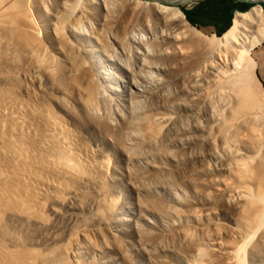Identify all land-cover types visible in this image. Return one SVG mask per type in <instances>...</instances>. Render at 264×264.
Masks as SVG:
<instances>
[{
	"label": "rangeland",
	"instance_id": "obj_1",
	"mask_svg": "<svg viewBox=\"0 0 264 264\" xmlns=\"http://www.w3.org/2000/svg\"><path fill=\"white\" fill-rule=\"evenodd\" d=\"M135 1L178 7L183 14L196 5L187 0ZM230 1L239 4L232 7L225 27L216 36L228 29L236 11L260 4L264 13V1ZM105 3L109 8L107 13L93 8L83 16L66 20L64 25L70 23L77 27L74 34L77 36L69 40H64L68 35L65 31L63 39L54 32L59 12L53 8L48 17L39 19L41 34L32 31V36L0 17V82L49 104L75 128L79 141L98 160L108 162L104 176L67 180L68 189L50 196L40 208L38 218L3 215L9 226L2 221L3 227L8 228L4 233H8L0 236V243L10 249L20 248L22 260L18 264L198 263L193 247L175 228L190 224L193 217L202 218L207 214L203 205L205 179L200 176L207 161L199 159L205 146L198 142L206 132L202 129L201 133L197 124H205L206 130L211 127L210 133L219 136L216 139L231 131L221 145L227 144L228 149L233 145L240 152H244L240 148L244 141L252 138L251 143H246L254 145L256 136L253 138L248 132L249 127L241 128L246 119L228 117L229 107L225 104L221 105L222 113H228L222 114L224 117L218 125H210L215 122L206 114L208 100H216L219 90L214 88L215 92L208 87L211 82L204 74H194L197 58L189 56L196 51L189 47L190 42L179 45L181 53L173 52L158 37L143 38L139 45H133L128 40L130 32L144 33L146 22L154 33L167 27L153 16L144 17L125 2L105 0ZM31 13L35 14L34 10ZM184 18L201 33L210 35L192 24L185 14ZM76 40L85 42L87 50L83 47L85 50L78 52L73 44ZM88 57L90 64L103 71V77L99 78L87 68L81 77L96 91L94 110H87L81 104L73 87L82 61ZM202 93L215 97L204 100V94L201 100ZM162 113H168L172 119L170 133L165 132L156 143H146L148 117ZM226 117L233 127L226 129L230 122L223 125ZM236 120L240 121L238 125ZM187 123L192 125L188 129ZM193 139L194 143L190 142ZM245 153L251 154V151Z\"/></svg>",
	"mask_w": 264,
	"mask_h": 264
},
{
	"label": "bare ground",
	"instance_id": "obj_2",
	"mask_svg": "<svg viewBox=\"0 0 264 264\" xmlns=\"http://www.w3.org/2000/svg\"><path fill=\"white\" fill-rule=\"evenodd\" d=\"M117 1L125 2L126 6L136 9L143 16L155 17L156 21H161L167 27V30L154 33L146 22L144 33L130 32L128 40L133 45H139L138 42L143 38L158 37L162 44L170 45L173 52L181 53L179 45L190 42L189 47L196 50L189 55L197 58L194 74H204L212 85L208 83V87L219 90L216 100H208V97L214 96L215 90H212L213 95L210 93L208 96L203 89L205 93L200 95L201 100L206 96L204 100L209 101L206 114L215 122L211 126L218 125L224 117L222 114L228 113H222L224 107L221 108V105L225 104L229 107L228 117L240 121L246 119L241 128L249 127V131H246L257 138L255 142L252 140L254 145L246 143L252 138L244 141L240 148L244 152L251 151V154H244L233 145L229 149L226 148L227 144L221 145L222 142L224 144V136L228 133L230 136L231 131L225 134L223 130L216 129L224 133L221 136L223 138L217 140L215 136H219L215 132L211 135V127V130H206L205 124H197L201 133L202 129L206 132L202 136L204 139L200 135L201 139L197 140L205 146V152L201 151V156H198L201 161H207L205 169L200 173L205 179L203 205L207 214L202 218L193 217L190 224L175 227L193 247L198 262L195 264H264V90L255 75V63L250 54L251 49L264 37L262 7L255 4L245 11H236L228 29L216 36L198 31L187 22L178 7L135 0ZM52 8L56 13L59 12L54 32L57 31L60 39H63L65 31V35H68L64 40L77 36L74 35L77 32L76 26L70 23L64 25L69 18L83 16L93 8L106 13L109 11L105 0H0V17L15 29L32 36V31L41 34L39 19L48 17ZM33 10L35 14L31 13ZM84 43L76 40L73 44L81 52L86 49ZM88 59L82 61L78 76L73 80V87L79 94L81 104L87 110H94L93 93L96 91L90 89L81 77L87 68L93 70L99 78L103 77V71L96 69ZM108 90L107 87L105 91ZM156 114L147 116L149 122L144 136L146 143H156L173 127L168 113H160V116ZM225 121L224 126L230 122L226 129L233 127L234 124L228 122L227 117ZM188 123L187 129L192 126V122L190 125ZM78 137L75 128L49 104L39 102L28 93L22 94L0 82V236L8 233H4L8 222L5 223L3 215L38 218L40 208L50 196L68 189L67 180H93L97 175H105L108 162L98 160ZM190 142L194 143V139ZM100 178L98 181L103 177ZM2 221H5V228ZM21 255L20 248L10 249L0 243V264H18L22 260Z\"/></svg>",
	"mask_w": 264,
	"mask_h": 264
},
{
	"label": "crops",
	"instance_id": "obj_3",
	"mask_svg": "<svg viewBox=\"0 0 264 264\" xmlns=\"http://www.w3.org/2000/svg\"><path fill=\"white\" fill-rule=\"evenodd\" d=\"M238 4L236 1L229 0L218 4L213 2L201 4L196 9L189 7V21L204 33H219L226 25L232 7ZM251 53L255 63V75L264 90V37L254 46V49H251Z\"/></svg>",
	"mask_w": 264,
	"mask_h": 264
},
{
	"label": "trees",
	"instance_id": "obj_4",
	"mask_svg": "<svg viewBox=\"0 0 264 264\" xmlns=\"http://www.w3.org/2000/svg\"><path fill=\"white\" fill-rule=\"evenodd\" d=\"M226 1H229V0H201V1H198V2L196 3V5L193 6V8H194V9L199 8V5H201V4H205V3H211V2H213V3L218 4V3H224V2H226ZM188 10H189V9L184 10V14H185V16L188 18V20H189V11H188Z\"/></svg>",
	"mask_w": 264,
	"mask_h": 264
},
{
	"label": "water",
	"instance_id": "obj_5",
	"mask_svg": "<svg viewBox=\"0 0 264 264\" xmlns=\"http://www.w3.org/2000/svg\"><path fill=\"white\" fill-rule=\"evenodd\" d=\"M180 1H185V0H175V1H172L171 3H176V2H180ZM187 1L192 2V1H197V0H187ZM245 1L258 3V2H263L264 0H245Z\"/></svg>",
	"mask_w": 264,
	"mask_h": 264
},
{
	"label": "built area",
	"instance_id": "obj_6",
	"mask_svg": "<svg viewBox=\"0 0 264 264\" xmlns=\"http://www.w3.org/2000/svg\"><path fill=\"white\" fill-rule=\"evenodd\" d=\"M193 3H197L198 1H192Z\"/></svg>",
	"mask_w": 264,
	"mask_h": 264
}]
</instances>
